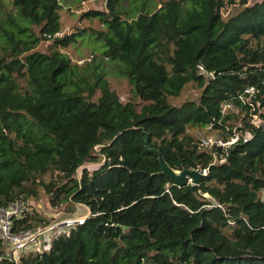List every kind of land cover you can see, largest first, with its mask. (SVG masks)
Returning <instances> with one entry per match:
<instances>
[{
  "label": "trees",
  "instance_id": "trees-1",
  "mask_svg": "<svg viewBox=\"0 0 264 264\" xmlns=\"http://www.w3.org/2000/svg\"><path fill=\"white\" fill-rule=\"evenodd\" d=\"M124 1L80 14L99 28L55 35L60 0H0V206L41 191L87 215L15 260L0 239V264H264V0H240L226 18L224 0ZM84 34L101 50L78 64L61 49ZM186 86L195 97L171 101ZM142 130L171 169L203 173L198 183L159 173ZM49 223L30 210L12 231Z\"/></svg>",
  "mask_w": 264,
  "mask_h": 264
},
{
  "label": "rangeland",
  "instance_id": "rangeland-1",
  "mask_svg": "<svg viewBox=\"0 0 264 264\" xmlns=\"http://www.w3.org/2000/svg\"><path fill=\"white\" fill-rule=\"evenodd\" d=\"M5 4H7V0H3ZM225 3L222 6L220 13L222 18H226L230 14H232L234 11H236L240 7V0H232V3L226 2L227 0H224ZM249 2L252 0H248ZM73 0H60L61 8L59 9V20H60V29L57 32L58 35L62 33H68L71 30H75L73 26L77 25L79 27L83 26H90L92 28H99L100 24L97 19H86L81 18L80 14L83 11H86L88 9H100L105 10V0H82L79 3H71ZM8 5V4H7ZM6 5V7H7ZM124 5L128 7V1H124ZM79 43L67 46L61 51L65 52L73 62H77L78 64L82 63L85 60H89L91 55H95L98 57V52L101 50L100 42L97 40H89L88 34H84L80 40H78ZM47 41H41L35 49L38 51H45L46 49ZM91 45L95 46L93 49L91 48ZM99 46V47H97ZM104 70L106 72V79L109 83V87L116 92L119 99L121 101L127 100L129 97V88L126 83V80L115 74L112 67L108 64H104ZM185 96H194L193 91L190 89L188 90L187 86L184 88L181 96L179 98L171 99L174 103L179 102L180 99L184 98ZM195 97V96H194ZM260 112L264 113V110H261ZM256 124L258 120L255 121ZM196 131L200 132V134L203 133V131H206V135H213L215 132L213 130H196L194 128L190 129L191 134L196 133ZM205 133V132H204ZM92 165H89L91 167ZM258 196L261 200L264 201V188L259 190ZM30 210L35 211L37 214H39L41 217L45 218L50 223H56L60 221H67L66 224L62 225V230H66L68 228V225L73 224L74 219H81L86 214L84 213V209L82 207L76 208L72 213H67L62 211L60 208L57 207H50L46 195L39 191L37 196L33 199H29L27 201ZM86 212V211H85ZM51 233L45 237V239H49ZM37 241L35 243H29V247H25L24 251H35L39 250L40 248L44 247V236H39L36 239Z\"/></svg>",
  "mask_w": 264,
  "mask_h": 264
},
{
  "label": "built area",
  "instance_id": "built-area-1",
  "mask_svg": "<svg viewBox=\"0 0 264 264\" xmlns=\"http://www.w3.org/2000/svg\"><path fill=\"white\" fill-rule=\"evenodd\" d=\"M58 35V33H55ZM197 70L203 72V68L198 65ZM244 93L247 95H253L254 89L253 87H247L243 90ZM230 107L228 104H224L221 106L222 112L224 109ZM258 120L257 124L259 123V119L257 117H253L252 122L256 123L255 121ZM237 139L236 135L231 136L227 141H223L220 137H213V136H206L200 138V143L203 147H210V146H220L225 147L234 143ZM30 211V207L27 202L23 200H14L9 202L5 206H0V239L2 240L4 247L3 252L6 256H9L12 259H16L17 256L25 250V247H29V243H35L37 237L44 236V247L48 246V238L47 235L52 232V229L59 227L57 225L58 222L49 223L46 226H37L33 229L21 230L18 232L12 231V223L14 219L20 218L26 212ZM80 222L81 219H78ZM26 247V248H27ZM41 249V248H40Z\"/></svg>",
  "mask_w": 264,
  "mask_h": 264
},
{
  "label": "water",
  "instance_id": "water-1",
  "mask_svg": "<svg viewBox=\"0 0 264 264\" xmlns=\"http://www.w3.org/2000/svg\"><path fill=\"white\" fill-rule=\"evenodd\" d=\"M143 132V148L145 151L153 153L156 155L157 161L160 166V172L161 174H164L166 177H168L174 184L176 185H184V184H190L191 186H194L198 183L199 178L203 175V173L199 172L198 170L194 169H181L179 171H175L171 169L163 160V157L161 156L160 152L155 149L148 146V133L144 130ZM85 215L83 218H81V221L86 217ZM78 219H74V222H78ZM80 221V222H81ZM67 221H60L57 223V225L62 226L66 224Z\"/></svg>",
  "mask_w": 264,
  "mask_h": 264
}]
</instances>
